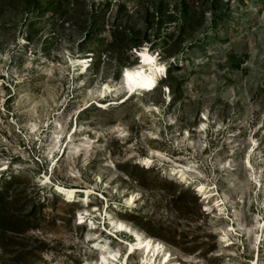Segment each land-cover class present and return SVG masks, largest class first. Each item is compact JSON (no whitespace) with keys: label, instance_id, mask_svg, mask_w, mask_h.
Listing matches in <instances>:
<instances>
[{"label":"rangeland","instance_id":"obj_1","mask_svg":"<svg viewBox=\"0 0 264 264\" xmlns=\"http://www.w3.org/2000/svg\"><path fill=\"white\" fill-rule=\"evenodd\" d=\"M146 46L166 73L121 103V72ZM105 83L112 104L97 106ZM74 131L57 162L56 135ZM78 148L88 152L75 157ZM252 178L263 188L264 0H0V264L93 263L102 245L122 252L102 223L77 222L91 205L178 264H250L256 252L264 264V230L246 233L264 222ZM57 184L94 192L86 206L84 193L67 200Z\"/></svg>","mask_w":264,"mask_h":264},{"label":"bare ground","instance_id":"obj_2","mask_svg":"<svg viewBox=\"0 0 264 264\" xmlns=\"http://www.w3.org/2000/svg\"><path fill=\"white\" fill-rule=\"evenodd\" d=\"M148 52H149V50H148ZM140 55H141V58L139 59V62H137V64H133V66H130V67H125V68H123V70L121 72V82H122L121 90H123V91L127 90L128 94H129L128 81H127V77L124 76L125 69L129 70V72H128L129 76H131L135 79H139L141 82H146L145 77H147L151 74V66L146 65L144 63L143 57H144L145 53L143 50L140 51ZM79 58H84V57H79ZM161 63H163V62H161ZM81 72H86V68H84V67L81 68ZM137 73H140V75L138 76ZM108 90H110V86L105 83L103 85V88L101 89L99 96H105L106 92ZM164 90L169 92V88L167 85H165ZM130 98H131V96H129L127 99H125L121 103H125ZM110 104H112V102H110L108 105H110ZM84 109H85V106L79 108V111H77L78 114H80ZM202 118L206 119L205 116H202ZM205 128H206L205 124L202 123L199 126L198 130L204 131ZM74 130L76 131V129H74ZM75 131L72 134L70 133L67 138L65 136L64 139L61 137V135H59V134L56 135V137L54 139L55 143L56 144L61 143V145L64 144L63 153L57 159V162L63 156L65 149L69 145H71L75 140H77V138L74 137ZM185 133L187 135L189 134L188 131H186ZM255 146H256V143H254V146L251 148L250 151H253ZM87 150L88 149H86V148H78L72 152H73V155L75 157H79L82 154H86L88 152ZM250 151L246 152L245 160L243 161V166L247 170H250L252 167L251 161H250ZM157 154L159 155V153H157ZM149 160L150 159L147 158L146 162H148ZM226 167H230V166H226ZM6 168H7V166L5 165L1 168V170H4ZM178 171H180V176L184 175V172L182 169H179ZM252 180L255 181L254 187H257L256 191L259 193H264V186L262 188V184L259 183L258 180H254L253 178H252ZM47 181H49V177L46 176V182ZM42 187H44V186H42ZM55 188H56V190L62 191L67 200L74 198L76 196L77 192L84 193L82 195V197H83V202L86 204V206L88 205L87 200L89 198V195L94 192V190L91 189L90 187H80V186H76V185L65 186L62 184H57ZM204 188H205L204 184L199 185V190L202 191ZM210 195H211V193L208 194V196H210ZM122 197H125L123 204L125 206L131 207L138 196L135 195L134 193H131L130 195H127V196H125L123 194ZM91 206L92 207H89V208L85 207V208H82L78 211L77 218L79 219V221L76 218L77 222H80L86 216H89L92 219V220H89L90 226H91L90 229H93L95 227V225L93 223H96V221L94 219L97 218V219H99L100 224L101 223L104 224V222L107 221L108 228L105 227V228H107V233L119 235V233L128 232V233L132 234V236H134V238H135L133 240H129L127 237L121 236L122 238L120 239L119 242L126 245L125 253H122L120 251V249L110 248V245H102L100 247H97V249H98L97 259L95 260V262H93L94 264H129L128 260H129L130 255L128 256V254L129 253L135 254L136 252H138L137 253L138 254V261L134 264H178L175 260L171 259V254L167 250H163V246L160 245V242L154 243L152 236L144 235V233L142 231L131 226L125 220L111 216L107 210H105L104 217L101 220L99 216L97 217L95 215L96 211L98 210V207L96 205H91ZM256 221H257V224L253 227V229H255V230L246 231L247 237H251L252 235H255L257 238L259 236V232H260V234L263 232L264 222L261 224L260 221L255 220V222ZM229 229L234 230L233 227H230ZM92 238L96 239L97 237L93 236ZM92 238H88V242L91 241ZM103 239L108 241L109 236L106 235V237H103ZM231 244H232V242H227L223 246L228 247ZM150 251L152 254L150 253ZM156 252H159V254L162 253V257L158 261H157V257L154 258V255L156 254ZM251 261H252L251 264H256L254 257L251 258ZM93 263L86 261L84 264H93Z\"/></svg>","mask_w":264,"mask_h":264},{"label":"clouds","instance_id":"obj_3","mask_svg":"<svg viewBox=\"0 0 264 264\" xmlns=\"http://www.w3.org/2000/svg\"><path fill=\"white\" fill-rule=\"evenodd\" d=\"M146 46L143 51L145 53L143 59L146 65L151 66V74L145 77L146 82H141L139 79H135L128 75L129 70L125 69L124 76L127 77L129 94L133 91L140 92L141 90L150 91L156 87L159 78H162L166 73V65L160 62V56L158 52H148ZM139 76L140 73H137ZM142 94V93H141Z\"/></svg>","mask_w":264,"mask_h":264},{"label":"built area","instance_id":"obj_4","mask_svg":"<svg viewBox=\"0 0 264 264\" xmlns=\"http://www.w3.org/2000/svg\"><path fill=\"white\" fill-rule=\"evenodd\" d=\"M254 260L256 261V263H257V252H256V256L254 257ZM248 262L251 264V258L250 259H248Z\"/></svg>","mask_w":264,"mask_h":264},{"label":"trees","instance_id":"obj_5","mask_svg":"<svg viewBox=\"0 0 264 264\" xmlns=\"http://www.w3.org/2000/svg\"><path fill=\"white\" fill-rule=\"evenodd\" d=\"M56 6H57V5H56ZM56 6H55V7H56ZM134 46H135V45H134ZM0 200H1V197H0Z\"/></svg>","mask_w":264,"mask_h":264}]
</instances>
